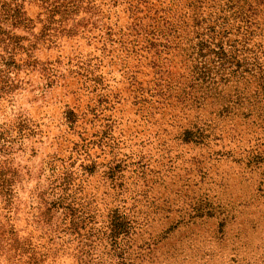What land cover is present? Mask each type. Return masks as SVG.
Here are the masks:
<instances>
[{
	"label": "rangeland",
	"instance_id": "1",
	"mask_svg": "<svg viewBox=\"0 0 264 264\" xmlns=\"http://www.w3.org/2000/svg\"><path fill=\"white\" fill-rule=\"evenodd\" d=\"M0 264H264V0H0Z\"/></svg>",
	"mask_w": 264,
	"mask_h": 264
},
{
	"label": "trees",
	"instance_id": "2",
	"mask_svg": "<svg viewBox=\"0 0 264 264\" xmlns=\"http://www.w3.org/2000/svg\"><path fill=\"white\" fill-rule=\"evenodd\" d=\"M1 168V167H0ZM3 187H1V184H0V193L1 192H5L4 190H2Z\"/></svg>",
	"mask_w": 264,
	"mask_h": 264
}]
</instances>
